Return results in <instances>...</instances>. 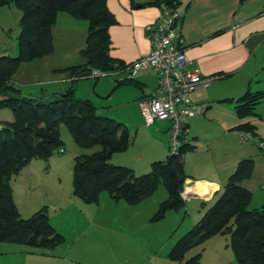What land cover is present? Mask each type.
I'll return each mask as SVG.
<instances>
[{
  "label": "trees",
  "instance_id": "trees-1",
  "mask_svg": "<svg viewBox=\"0 0 264 264\" xmlns=\"http://www.w3.org/2000/svg\"><path fill=\"white\" fill-rule=\"evenodd\" d=\"M135 1L132 0V5L136 8ZM12 4L22 12V18L17 55L0 56V109H10L14 116L13 122L0 125V244L50 251L65 243V237L52 225L46 209L28 219L21 217L10 185L12 177L19 175L32 161L48 162L63 149L62 126L80 148H102L97 153L76 159L73 172L75 196L86 203L99 204L101 195L107 193L116 203L123 201L136 206L163 186L168 199L160 204L151 221L158 222L169 211L184 209L186 201L182 193L189 179L184 157L195 150L194 146L182 142L178 155L171 154L170 150L167 159L151 163L148 173L138 175L129 167L110 163L114 155L127 152L131 146L128 128L115 119L99 116L98 109L90 101L77 99L74 86L59 98L42 102L21 97L20 90L11 84L23 64L53 54V29L61 13L89 24L86 48L81 53L86 63L70 70L73 81L92 71L104 74L124 71L127 64L111 56L110 30L117 20L109 10L107 0H0V8ZM162 4L179 10L182 0H154L149 5L161 7ZM116 81L121 85L134 83L135 79ZM263 100L264 92L246 94L236 107L238 117L244 119L254 115ZM236 131L257 137L250 124H242ZM254 170L252 159L238 164L221 195L197 225L172 248L171 261L200 264L201 253L190 259L186 258L187 254L210 238L222 235L229 236L238 264H264V208L249 210L253 194L242 185L251 179Z\"/></svg>",
  "mask_w": 264,
  "mask_h": 264
},
{
  "label": "crops",
  "instance_id": "crops-1",
  "mask_svg": "<svg viewBox=\"0 0 264 264\" xmlns=\"http://www.w3.org/2000/svg\"><path fill=\"white\" fill-rule=\"evenodd\" d=\"M153 1L136 0L134 5L137 7L135 8L132 5V0H107L108 8L117 20V24L110 30L112 58L130 64L150 53L151 41L145 28L148 24L156 21L160 14L159 7L149 5ZM179 11L182 19L175 28V33L183 38L184 52L188 59L186 70L198 69L203 78L214 79L209 86L200 88L191 94L193 104L204 109L200 120L194 123L209 119L222 124L228 123L229 126H234L233 132L242 124H250L254 127V134L257 138L264 142V134H260V128L263 129L264 123L260 116H264L263 113L255 111L254 115L242 119L236 112L240 99L246 94L264 92V0H245L244 2L241 0H182ZM65 15H58L53 29V54L23 64L13 77L11 84L20 90L21 97L42 102L55 100L74 86L77 99L90 101L99 110L100 107L94 104L96 102L93 95L88 96L82 92L88 82L73 81L70 71L72 68L83 67L86 63L81 53L86 48L88 28L84 23H81V28L84 31L78 32L70 26L60 31L58 29L59 21L64 20L73 24L72 20ZM78 33H82L79 36V45H71L66 55L63 53L62 56H56L59 50L63 51L62 38L72 42L77 39ZM118 78L126 79V74ZM98 84V81L94 84V90ZM157 86L158 76L154 71H150L139 74L134 83L119 85L115 80L112 95L117 94L123 97L128 105L139 106L141 100L154 95ZM24 90L27 93H24ZM123 106H126L125 103ZM235 117L238 119H234ZM196 118L199 116L193 119ZM146 127L144 126L145 130L156 134V144L147 159L140 155V159L134 163L135 165H129L126 161L127 158L117 154L115 157L118 158H112L113 165L129 167L136 174L143 175L149 172L151 163L158 161L156 159H160L159 161L167 159L171 149V122H161ZM189 128L190 124L188 130ZM188 133L189 131L183 136L182 141L194 146L195 150L184 157L185 170L189 176L186 186L196 189V192L193 193L197 197L192 198L204 199L203 207L206 208L207 203L213 204L221 195L222 186L237 168L232 167L226 171L223 169L225 172L216 171L215 173L211 172L212 174H209L208 171L206 173L196 172L201 163H195L192 158H189V155L198 153L197 143L199 140L198 137H195L193 141L190 140L187 138ZM196 139L198 142L195 141ZM234 145L237 146L234 150L239 153V157L231 162L232 165L239 164L245 159L253 160L249 151L242 149L243 145ZM51 163L55 165L53 161ZM202 168L205 170L206 165H203ZM257 177L256 183L253 180ZM191 182L193 184H190ZM242 185L253 194L249 210L263 209L264 192L261 189L264 188V181L259 180L256 170L251 179ZM103 197L109 206L116 205L118 207L124 203L123 201L116 203L108 196ZM144 203L136 206H129L125 203L123 205L126 206L122 207L126 211L134 210L142 213L145 209ZM103 220L106 218L98 217L91 222L81 224L83 231L86 232L85 230L89 226L93 228L95 224H100ZM57 231L63 234L58 229ZM83 235L84 233L80 236ZM80 240L78 237L73 238L71 242L66 239V244L58 247L61 249L56 248L50 251H34L26 246L0 244V264H91L89 262L91 259L87 258L86 253L81 254L80 245H78ZM75 248L80 252L73 256ZM97 251L100 252L98 247ZM109 259L110 264H116L114 255H111Z\"/></svg>",
  "mask_w": 264,
  "mask_h": 264
},
{
  "label": "rangeland",
  "instance_id": "rangeland-1",
  "mask_svg": "<svg viewBox=\"0 0 264 264\" xmlns=\"http://www.w3.org/2000/svg\"><path fill=\"white\" fill-rule=\"evenodd\" d=\"M65 16L70 18L73 24L64 20L59 21L58 29L60 31L69 26L78 32L84 31L81 28V23H84L88 28V22L73 19L68 14ZM21 18L22 12L14 4L0 8V56L17 55ZM80 34L82 33H78L77 39L72 42L62 38L63 51L59 50L56 56H62L63 53L66 55L71 45H79ZM151 74L154 75V73ZM115 80L116 78L112 74H107L98 80L95 78L80 79L79 83L88 82L82 92L88 96L93 95L97 103L94 104L100 107L97 111L99 116L115 119L128 128L132 144L127 152L118 156L122 155L127 158L126 161L129 165H135L134 163L140 159V155L145 156L146 159L150 155L156 144V134L144 129L146 124L140 105H128L123 97L117 94L112 95ZM97 81L99 84L94 90V84ZM24 93L27 91L24 90ZM0 99H2L1 95ZM124 103L126 106H123ZM256 111L264 115V100L256 107ZM200 115L201 113L197 115L199 118L190 120L187 137L192 141L195 137H198L199 140L197 143L198 153L189 155V158H192L195 163H201L198 164L196 172L206 173L208 171L209 174H212L211 172L215 173L216 171L220 173L224 171L223 169L226 171L232 167L237 168L238 163L232 165L231 162L239 157V153L234 150L237 148L234 144H239V146L243 145L242 149L248 150L252 155L259 180L264 181V150L259 146L261 141L254 137V140L244 142L243 134L236 133L235 129L233 132L234 126H229L228 123L222 124L210 119L194 123L200 120ZM260 117L264 122V116ZM13 121L14 116L10 109H0V125ZM60 132L65 143L63 154L58 151L48 162L32 161L20 175L12 177L10 181L11 193L21 217L28 219L40 210L46 209L51 223L63 233L68 242L76 237L81 239L78 244L81 254L86 253L87 258L91 259L89 260L91 264H110L109 257L111 255L115 256L116 264H176L169 258L170 251L186 233L197 225L204 212L213 204L207 203L204 208V199L191 198L186 201L184 209L169 211L164 219L152 222L151 219L158 212L160 204L166 201L169 196L163 186L145 201V209L142 213L134 210L126 211L122 207L126 206L123 205L125 203H121L122 205L120 204L118 207L116 205L109 206L103 199V196L109 197L107 193L102 194L99 207L98 204L86 203L75 196L73 191V172L76 159L97 153L102 148L96 146L91 149H82L73 140L65 126L61 127ZM261 133L264 134V123L263 129L260 128ZM198 140L195 141L198 142ZM113 158L118 157L114 155ZM52 161L55 165L51 163ZM111 161L113 162L112 159L110 163ZM203 165H206L205 170L202 168ZM137 168L139 169V167ZM253 181L257 183L258 177ZM226 183L227 181L222 186V191ZM261 190L264 192V188ZM98 217H104L106 220L95 224L93 228L89 226L84 232L81 224L91 222ZM126 220L128 221L126 222ZM81 233H84L82 237ZM97 247L100 252L97 251ZM74 250L73 256L80 252L76 248ZM199 253L202 254L200 264H238L230 247L229 236L217 235L210 238L201 246L193 248L186 258L190 259Z\"/></svg>",
  "mask_w": 264,
  "mask_h": 264
},
{
  "label": "built area",
  "instance_id": "built-area-1",
  "mask_svg": "<svg viewBox=\"0 0 264 264\" xmlns=\"http://www.w3.org/2000/svg\"><path fill=\"white\" fill-rule=\"evenodd\" d=\"M156 21L145 28L151 41V51L133 63L127 64L124 71L113 73V77L123 81L135 79L141 73L154 71L158 76V86L154 95L139 102L140 110L147 127L158 122H171V154L178 155L182 146V138L188 131L191 119L203 113L204 109L195 106L191 94L200 88L209 86L214 79L203 78L198 69L186 70L188 59L184 52L181 35L175 33L182 15L178 9L162 4ZM126 74L125 78H118ZM107 74L92 71L88 76L79 79H99ZM77 79V78H74ZM244 142L254 140L249 132H242ZM259 146L264 150L263 142ZM63 154L64 150H60ZM190 188L185 187L182 193L184 201L197 197Z\"/></svg>",
  "mask_w": 264,
  "mask_h": 264
},
{
  "label": "bare ground",
  "instance_id": "bare-ground-1",
  "mask_svg": "<svg viewBox=\"0 0 264 264\" xmlns=\"http://www.w3.org/2000/svg\"><path fill=\"white\" fill-rule=\"evenodd\" d=\"M188 192H196V189H194V188H190L189 190H188Z\"/></svg>",
  "mask_w": 264,
  "mask_h": 264
}]
</instances>
